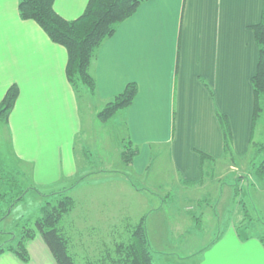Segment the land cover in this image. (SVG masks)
I'll list each match as a JSON object with an SVG mask.
<instances>
[{
	"label": "crops",
	"instance_id": "obj_1",
	"mask_svg": "<svg viewBox=\"0 0 264 264\" xmlns=\"http://www.w3.org/2000/svg\"><path fill=\"white\" fill-rule=\"evenodd\" d=\"M20 1L0 0V100L11 85L19 87L15 107L8 123L0 124V133L12 139L18 158L31 163L32 176L39 184L66 183L80 176L87 187L89 181L113 176L114 171H94L86 165L89 161L84 158L92 154L84 146L81 151L77 140L82 134L85 141H92L96 132L95 126L84 124L81 113L79 102L87 88L73 87L66 75V48L53 42L37 22L21 17ZM88 2L55 0L54 7L73 20L82 15ZM263 7L264 0H147L103 41L91 68L96 88L88 102L95 116L129 83L138 87L133 102L118 112L127 144L138 148L132 162H127L126 175L120 174L129 181L128 188L142 190L133 182L141 179L161 189L174 184L189 195L213 182L210 193V188L216 192L217 186L227 184L222 180L229 174L235 183L244 178L250 165L254 167L251 161L250 165L237 164L231 157L257 154L250 149L251 139L264 133L263 127L257 128L258 119L253 125L251 81L259 60L253 27L261 21ZM220 115L227 117L231 127L233 149L228 154ZM159 158H166L168 167L161 164L152 170L154 159ZM115 182V201L112 188L94 201L111 206L120 202V180ZM139 190L146 193L149 203L156 196L146 188ZM83 197V202L92 203L96 195L87 190ZM189 198L184 201L190 202ZM201 201L206 200L199 198L196 203ZM155 211L147 215L152 250L149 225ZM182 217L179 213L175 224L169 223L168 214L159 217L160 225H165L159 227L165 251L190 242L182 238L190 231L183 229ZM176 234L181 238H170ZM246 239L247 234L233 223L212 240L206 258L213 264H246ZM256 247L264 264V250L259 244ZM214 248L215 261L210 254ZM8 260L39 264L31 254L24 261L13 251H0V264ZM250 264L261 263L255 259Z\"/></svg>",
	"mask_w": 264,
	"mask_h": 264
},
{
	"label": "rangeland",
	"instance_id": "obj_2",
	"mask_svg": "<svg viewBox=\"0 0 264 264\" xmlns=\"http://www.w3.org/2000/svg\"><path fill=\"white\" fill-rule=\"evenodd\" d=\"M86 90L87 94L84 92L79 102L81 113L84 124L95 126L96 132L92 141H85L84 136L79 135L77 140L79 149L82 151L84 146L92 154L88 155L89 159L84 158L85 161H89L86 164L88 167L93 168L94 171L102 169L115 173L113 176H102L101 181H89L87 187L80 176L66 183L63 180L51 185L50 183L39 184L32 176L31 163L18 158L12 139L0 133V246L13 245L16 249L19 248L20 241L26 237L27 230L31 228L35 230L34 236L25 238L24 242L29 256L31 254L33 257V262L58 264L41 232L36 229V221L43 215L45 206L51 207L59 204L60 197L56 193L65 190L64 187H66L69 189L64 191L65 194L71 196L75 202L73 208L65 214L58 226L69 235L70 250L75 255L78 264L88 263L87 258L101 260V257L106 254V248L112 247L111 243L127 231L128 217L139 220L140 215L145 213L148 215L153 210L156 211L152 213L154 218L151 219L149 228L153 241L152 251L155 264H213L206 258L207 251L213 244L212 240L218 239L219 235L233 223L242 230V233L247 234L244 262L250 264L257 259L263 264L256 245H261L264 250V180L258 176L257 172V167L264 160V133H256L255 141L250 145V149L257 151V154L249 152L246 157H239L235 154L231 157L236 163L238 162L237 164L248 163L250 165L251 161L254 167L250 165L248 172L242 175L244 178L237 179L235 183L233 182L234 176L229 174L222 180L227 184L217 186L216 192L211 189L215 185L213 182L203 187V190L193 189L192 193L187 195L179 192L174 184H172L173 188L161 189L149 187L141 179H133L136 185L142 187V190L137 188L134 190L132 186L128 188L129 181L121 177L126 175L125 171L129 166L127 162L121 160L122 151L125 150V145L127 146L124 120L119 113L106 120L99 118L97 114L95 116V109L88 102L92 96L91 92ZM92 101L94 104L97 102L93 98ZM262 127L264 128V109L257 120L258 130ZM88 129L90 128L83 130ZM87 150L86 153L89 154ZM161 164L166 167L169 165L166 158L154 159L151 169ZM116 179L120 180V193L118 194L120 202L114 206L95 202L94 200L98 201L101 196L107 195L108 188L114 191L115 201V191L118 190L115 184ZM71 187L74 189H70ZM209 187H211L210 193H208ZM144 188L156 194L151 203L145 198L146 193L138 192V190L144 191ZM87 190L95 192L96 197L90 199L92 203L89 201L85 203L82 200ZM22 192L24 197L16 200ZM188 196L190 202L184 201ZM199 198L206 201H201L202 203L198 205L196 202ZM157 206L158 208L155 209ZM179 213L183 216L185 223L183 229L190 230L182 238L190 242L183 243L184 245L180 247L172 246V251H165L160 242L163 237L159 235V227L164 228L165 225H160L159 217L162 215L163 218L168 214L169 223L175 224V218ZM123 235V238L127 236L126 233ZM170 238L176 240L181 237L176 234ZM253 246L254 249H252ZM215 251L214 248L210 253L213 261L217 258ZM201 260L204 262L200 263ZM5 263L15 264L10 260Z\"/></svg>",
	"mask_w": 264,
	"mask_h": 264
},
{
	"label": "trees",
	"instance_id": "obj_3",
	"mask_svg": "<svg viewBox=\"0 0 264 264\" xmlns=\"http://www.w3.org/2000/svg\"><path fill=\"white\" fill-rule=\"evenodd\" d=\"M145 1L147 0H89L81 16L68 20L55 10V0H21L19 13L23 19L37 22L53 42L66 48L68 80L76 90L86 87L91 94H94L96 83L91 68L98 48L116 31L122 21L133 15L139 5ZM253 29L259 46L257 70L251 79L255 99L254 125L264 109V7L261 21ZM137 91L136 83H129L122 93L109 100L99 111V118L109 119L120 110L127 108L133 102ZM18 97L19 87L13 84L0 100V123H8ZM219 119L223 131L224 149L228 154L233 149L230 123L223 115H220ZM251 142V144L254 143L253 139ZM137 153L138 148L128 143L127 146L125 145L122 157L126 162H132ZM202 156L205 158L204 154ZM263 161L259 168L257 167L258 176L262 180H264ZM66 190L56 193L60 197L59 204L43 208V215L36 221V229L41 232L58 264H78L70 250L69 235L58 226L75 202L71 196L65 194ZM23 192L17 196L16 200L24 197ZM127 219L126 227L128 228L123 232L127 236L123 238L122 233L120 238H116L115 242L111 243L112 247L104 249L106 254L101 257V260L87 258L86 264H155L147 231V214L140 216L139 220L130 217ZM34 232V229H28L25 238H32ZM25 238L20 241L19 248L16 249L13 245L0 246V251H14L22 260H28Z\"/></svg>",
	"mask_w": 264,
	"mask_h": 264
}]
</instances>
